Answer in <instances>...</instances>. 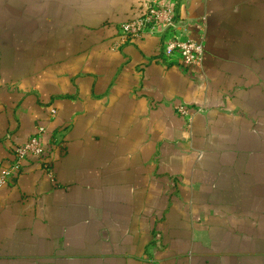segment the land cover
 Segmentation results:
<instances>
[{
  "label": "crops",
  "instance_id": "1",
  "mask_svg": "<svg viewBox=\"0 0 264 264\" xmlns=\"http://www.w3.org/2000/svg\"><path fill=\"white\" fill-rule=\"evenodd\" d=\"M143 1L0 0V176L40 127L54 169L0 188V264H264V0H173L200 70L120 41Z\"/></svg>",
  "mask_w": 264,
  "mask_h": 264
},
{
  "label": "built area",
  "instance_id": "2",
  "mask_svg": "<svg viewBox=\"0 0 264 264\" xmlns=\"http://www.w3.org/2000/svg\"><path fill=\"white\" fill-rule=\"evenodd\" d=\"M183 22L178 21L173 0H144L141 13L133 20L119 27V38L123 44L132 43L146 35H163L160 46V60L166 65H179L186 69L200 70L206 59V47L203 41L184 35ZM178 113L185 118L189 115L186 107H178ZM56 110L51 111V116ZM46 129L40 127L28 141L16 148L14 158L0 176V188L10 185L22 171L25 161L34 159L42 169L54 178L51 154L43 141ZM53 147H61L62 140L53 136Z\"/></svg>",
  "mask_w": 264,
  "mask_h": 264
}]
</instances>
